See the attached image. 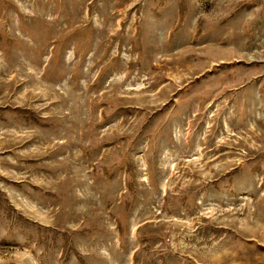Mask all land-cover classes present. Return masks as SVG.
I'll list each match as a JSON object with an SVG mask.
<instances>
[{"label":"rangeland","instance_id":"obj_1","mask_svg":"<svg viewBox=\"0 0 264 264\" xmlns=\"http://www.w3.org/2000/svg\"><path fill=\"white\" fill-rule=\"evenodd\" d=\"M0 264H264V0H0Z\"/></svg>","mask_w":264,"mask_h":264}]
</instances>
